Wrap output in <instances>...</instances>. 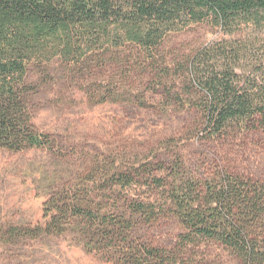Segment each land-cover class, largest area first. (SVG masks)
Masks as SVG:
<instances>
[{"label": "trees", "instance_id": "16d2710c", "mask_svg": "<svg viewBox=\"0 0 264 264\" xmlns=\"http://www.w3.org/2000/svg\"><path fill=\"white\" fill-rule=\"evenodd\" d=\"M200 23L231 36L253 27L257 35L204 46L173 80L154 75L163 102L184 107L197 100L206 139L264 131V0H0V149L57 151L34 120L53 63L84 81L103 78L98 69L111 62L169 68L167 39ZM98 90L90 95L94 103L123 102L114 90ZM126 101L153 108L144 96ZM44 219L11 226L3 237L70 235L113 264H204L210 245L240 264H264V179L221 164L201 176L177 153L129 167L98 162L76 184L54 190ZM163 219L181 226L171 248L141 235Z\"/></svg>", "mask_w": 264, "mask_h": 264}, {"label": "rangeland", "instance_id": "374dc122", "mask_svg": "<svg viewBox=\"0 0 264 264\" xmlns=\"http://www.w3.org/2000/svg\"><path fill=\"white\" fill-rule=\"evenodd\" d=\"M256 35L253 27L243 26L231 36L210 23L195 24L167 39L163 54L169 68L134 65L129 69L125 62H111L105 69H98L104 72L98 80L84 81L78 74L74 77L75 73L69 72L71 68L61 62L53 63L49 83L36 99L34 120L40 132L56 140L57 151L0 149V264H113L85 251L70 235L10 240L9 236L3 237L11 226L43 224L44 203L54 190L76 184L98 162L107 169L113 161L117 166L129 167L154 155L164 159L177 153L201 176L221 164L240 174L264 179L263 130H241L223 140L206 139L205 117L197 100L195 105L184 107L166 105L163 90L151 81L157 74L164 80L168 75L172 80L180 77L185 61L212 42L254 41ZM98 89L116 91L123 102L94 103L90 95L101 93ZM131 95L146 97L153 108L127 102ZM142 231L141 235L150 242L171 248L181 226L175 220L163 219L154 228ZM203 253L204 264H240L218 245L205 247Z\"/></svg>", "mask_w": 264, "mask_h": 264}]
</instances>
